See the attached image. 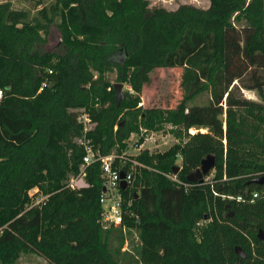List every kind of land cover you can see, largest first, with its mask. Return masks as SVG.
<instances>
[{
    "label": "trees",
    "instance_id": "obj_1",
    "mask_svg": "<svg viewBox=\"0 0 264 264\" xmlns=\"http://www.w3.org/2000/svg\"><path fill=\"white\" fill-rule=\"evenodd\" d=\"M209 1L169 11L149 0H57L42 20L0 4V264L31 255L46 264H264V198L251 201L264 186H247L264 176V0ZM53 26L60 52L45 50ZM176 68L179 104L144 108L151 74ZM115 71L131 88L119 107L105 78ZM205 93L209 102L194 104ZM80 111L115 165L134 134L170 126L178 141L130 157L146 168L123 191L126 231L101 225V162L88 167L87 187H68L85 156ZM210 155L215 167L191 183ZM176 166L180 185L167 177ZM33 189L48 199L34 206ZM134 232L138 243L124 251Z\"/></svg>",
    "mask_w": 264,
    "mask_h": 264
},
{
    "label": "rangeland",
    "instance_id": "obj_2",
    "mask_svg": "<svg viewBox=\"0 0 264 264\" xmlns=\"http://www.w3.org/2000/svg\"><path fill=\"white\" fill-rule=\"evenodd\" d=\"M151 8H165L169 11H175L180 5L188 4L201 9H207L210 6L209 0H149ZM9 2L15 10L26 11L32 20H42L41 11L44 9L50 10L57 0H0L1 3ZM51 37H48V43L45 50L50 49L55 52H60L62 48V41L59 39L58 31L53 26ZM45 36V34H42ZM53 35V36H52ZM108 83L114 88L115 85H123V94L126 96L131 88L126 83L117 81V72L107 73L105 75ZM152 82L148 85L142 93L141 105L144 108L162 107L175 108L182 99L181 79L182 69H157L151 74ZM244 96L248 99L259 101V97L254 91H243ZM209 102V95L203 94L198 98L194 104L205 105ZM170 126H167L165 131L160 132H143L142 135L134 134L128 141V149L125 152L126 156L133 157L144 149H148L152 153H164L169 150L178 141L173 134L170 133ZM198 130L192 129L191 133H196ZM205 133L206 130H201ZM141 137H144L142 146H138ZM181 160H178L180 166ZM129 244L136 245L138 243L137 233L134 232L128 237ZM76 243H74L75 245ZM20 264H46L43 259L37 256H23Z\"/></svg>",
    "mask_w": 264,
    "mask_h": 264
},
{
    "label": "built area",
    "instance_id": "obj_3",
    "mask_svg": "<svg viewBox=\"0 0 264 264\" xmlns=\"http://www.w3.org/2000/svg\"><path fill=\"white\" fill-rule=\"evenodd\" d=\"M46 87V84H44ZM2 91H0V99L2 97ZM77 121L83 125V135L78 140L79 145H81L85 151V156L83 157V162L80 167V172L77 176L71 177L68 182V187L71 189H81L88 186L86 183L87 169L94 163L101 162L102 179L104 181V186L100 198V203L102 206L101 214V225L105 229L110 228H126L124 226L125 215L128 213L125 210L123 189L121 188L122 181H126L127 189L132 190L135 187V179L138 171L140 169L146 168V166L134 159H130L128 156H121L120 165H115V161L118 158L116 155L102 156L95 149L92 140L88 137V132L95 127V123L89 113L85 111L78 112ZM142 146V145H141ZM141 152V151H140ZM129 166V168L124 171L123 168ZM125 175V179H122V175ZM167 177L180 185L182 182L178 179L176 174L167 175ZM29 196L33 198V205L38 206L44 203L48 196L41 195L38 189H33L29 192ZM259 193H254L252 195V200L258 198ZM232 199L231 197H229ZM226 199V197H224ZM237 201H244L243 197H237ZM199 226L201 223L198 224ZM3 229H0V236ZM129 249V241H127L124 251Z\"/></svg>",
    "mask_w": 264,
    "mask_h": 264
},
{
    "label": "water",
    "instance_id": "obj_4",
    "mask_svg": "<svg viewBox=\"0 0 264 264\" xmlns=\"http://www.w3.org/2000/svg\"><path fill=\"white\" fill-rule=\"evenodd\" d=\"M114 89L116 92V103H117V106L119 107L121 105V102L125 99V95L123 94V91H122L123 85L122 84L115 85ZM218 119L222 123L225 122V117L223 114L219 115ZM214 167H215V159L213 156L210 155L202 161V166L200 169L196 170L195 172H193L191 175L188 176V180L193 184L202 183L204 176L208 174ZM180 171H181V168L179 166H176L174 168V174H178ZM122 179H125L124 174L122 175ZM251 184L264 186V176L255 177L251 179L248 182V185H251ZM121 188L124 191L127 189L126 181H122ZM258 236H259V239L264 240V231L260 230ZM236 253L238 254V256L242 257L243 259H246V254L240 246L236 247Z\"/></svg>",
    "mask_w": 264,
    "mask_h": 264
},
{
    "label": "flooded vegetation",
    "instance_id": "obj_5",
    "mask_svg": "<svg viewBox=\"0 0 264 264\" xmlns=\"http://www.w3.org/2000/svg\"><path fill=\"white\" fill-rule=\"evenodd\" d=\"M251 185H253V184H251ZM247 186H250V185H248V183H247ZM260 198L263 199V198H264V194L260 195V196H259L258 198H256V199H260ZM256 199H253V200H251V201L253 202V201H255ZM238 202H244V201H238ZM230 217H233V214H231ZM246 258H247V255H246Z\"/></svg>",
    "mask_w": 264,
    "mask_h": 264
},
{
    "label": "crops",
    "instance_id": "obj_6",
    "mask_svg": "<svg viewBox=\"0 0 264 264\" xmlns=\"http://www.w3.org/2000/svg\"><path fill=\"white\" fill-rule=\"evenodd\" d=\"M138 155V154H137Z\"/></svg>",
    "mask_w": 264,
    "mask_h": 264
}]
</instances>
